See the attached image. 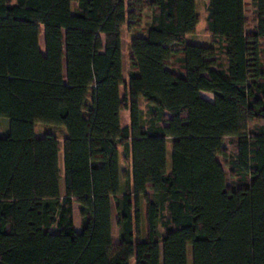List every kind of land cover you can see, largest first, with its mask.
Here are the masks:
<instances>
[{
    "label": "trees",
    "instance_id": "trees-1",
    "mask_svg": "<svg viewBox=\"0 0 264 264\" xmlns=\"http://www.w3.org/2000/svg\"><path fill=\"white\" fill-rule=\"evenodd\" d=\"M202 1L0 0V264H264V0Z\"/></svg>",
    "mask_w": 264,
    "mask_h": 264
},
{
    "label": "rangeland",
    "instance_id": "rangeland-1",
    "mask_svg": "<svg viewBox=\"0 0 264 264\" xmlns=\"http://www.w3.org/2000/svg\"><path fill=\"white\" fill-rule=\"evenodd\" d=\"M192 15L193 17H198V22L192 32L187 36L186 42L191 44H201V45H211L213 43V35L206 30V16H207V5L202 0H192ZM246 10H247V16L249 18V24H248V31H251V28H253L254 25H252L251 20L254 17V12L256 10L255 4L253 0H246ZM131 38V33L128 31L127 25L124 27L123 31V54H124V62H125V69L128 73L129 71V53H128V47L127 43H129V40ZM41 43L42 46L44 44V37L42 35L41 37ZM262 46L264 48V38L262 39ZM126 77V73H125ZM124 92V89H123ZM203 96L208 95L206 98L209 100H213V96L202 93ZM144 107V105H140L139 102L131 101L130 106L128 109H125L122 113V120L125 125L129 124L132 128V136L138 137L141 135L140 131V108ZM251 126L254 125H264V119L257 120L255 122H251ZM55 131L59 135V144L61 146L60 151V169L62 173V179L60 181V188L62 191V194H65V182H64V162H63V144H64V131L58 128H54L48 124L45 123H38L36 125V133L37 135H42L47 131ZM9 133V119L7 117H1L0 118V136L5 139ZM228 146V145H227ZM229 148V146H228ZM169 149H171V146H169ZM121 155L123 154V149H120ZM221 160L224 159L221 157ZM129 166L128 162L123 163L122 170L126 171ZM75 220H76V228L79 229L80 225V217H79V208L78 205H75ZM113 235H114V242L117 243L118 240V228L116 225V215L114 214L113 217ZM134 259L132 260V264H134ZM190 264H193L192 262V250H190Z\"/></svg>",
    "mask_w": 264,
    "mask_h": 264
},
{
    "label": "crops",
    "instance_id": "crops-1",
    "mask_svg": "<svg viewBox=\"0 0 264 264\" xmlns=\"http://www.w3.org/2000/svg\"><path fill=\"white\" fill-rule=\"evenodd\" d=\"M192 5H193V3H192V0H191V7H192ZM192 9V8H191ZM196 26V25H195ZM194 26V27H195ZM194 27L192 28V30L194 29ZM127 47H128V43H127ZM129 72V71H128ZM125 73H126V78H127V75H128V73L126 72V69H125ZM204 93V92H203ZM206 94H209V95H212V94H210V93H206ZM208 95H205V97H207Z\"/></svg>",
    "mask_w": 264,
    "mask_h": 264
}]
</instances>
